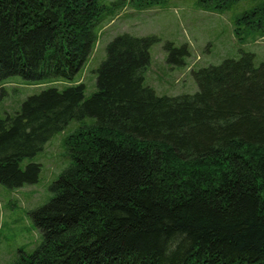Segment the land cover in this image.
I'll list each match as a JSON object with an SVG mask.
<instances>
[{"label": "trees", "instance_id": "obj_1", "mask_svg": "<svg viewBox=\"0 0 264 264\" xmlns=\"http://www.w3.org/2000/svg\"><path fill=\"white\" fill-rule=\"evenodd\" d=\"M124 2L0 0V86L12 76L68 82L0 117V183L35 182L39 165L21 161L79 122L63 139L69 165L30 212L41 241L12 264H264V62L240 49L193 69L194 93L157 95L143 82L157 39L124 32L106 44L84 99L74 78L97 26ZM252 30H264V7L236 18L238 40ZM164 48L171 64L189 54L170 41Z\"/></svg>", "mask_w": 264, "mask_h": 264}, {"label": "rangeland", "instance_id": "obj_2", "mask_svg": "<svg viewBox=\"0 0 264 264\" xmlns=\"http://www.w3.org/2000/svg\"><path fill=\"white\" fill-rule=\"evenodd\" d=\"M114 1V0H109ZM264 7V0H234L226 7H202L197 0H161L137 7L125 0L97 26V42L73 82L84 84V99L96 90V69L106 57V44L116 35L152 36L157 40L149 47V63L144 84L157 95L174 96L194 93L197 84L191 71L224 58H238L240 49L254 53L255 65L264 62V30L248 31L243 40L234 34L235 20L243 12ZM248 24L241 27L245 29ZM185 45L189 54L183 64H171L164 43ZM68 82L49 79L28 83L19 76L8 78L0 86V117L20 109L24 99L43 88H62ZM88 118H85V121ZM79 122L71 120L55 132L36 154L24 158L20 166L39 165L35 182L9 188L0 183V264H12L20 254L32 252L41 241V233L30 212L52 196L49 186L70 163L63 139Z\"/></svg>", "mask_w": 264, "mask_h": 264}]
</instances>
